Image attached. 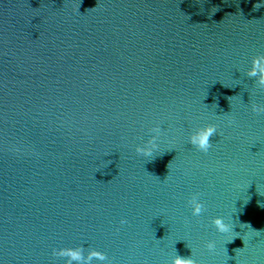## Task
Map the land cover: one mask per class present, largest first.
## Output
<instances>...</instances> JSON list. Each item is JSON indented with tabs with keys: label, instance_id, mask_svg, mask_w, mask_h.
Wrapping results in <instances>:
<instances>
[{
	"label": "water",
	"instance_id": "1",
	"mask_svg": "<svg viewBox=\"0 0 264 264\" xmlns=\"http://www.w3.org/2000/svg\"><path fill=\"white\" fill-rule=\"evenodd\" d=\"M258 55L264 0H0V264H264Z\"/></svg>",
	"mask_w": 264,
	"mask_h": 264
},
{
	"label": "clouds",
	"instance_id": "2",
	"mask_svg": "<svg viewBox=\"0 0 264 264\" xmlns=\"http://www.w3.org/2000/svg\"><path fill=\"white\" fill-rule=\"evenodd\" d=\"M261 4H256L255 7L259 8L261 7ZM248 75L250 77L256 78V83L260 85L261 87H264V55H258L257 57L253 58L252 60V66L249 69ZM251 110L253 113H264V104H259L256 102H253L251 104ZM230 123H235V119L232 117H229ZM156 131H159L157 129ZM217 134V125L213 123L205 124L202 127H198L195 132L191 133L189 135V143L197 148L199 151L203 153H207L209 149L212 147L211 143V137ZM150 147H137L136 152L138 154H142L145 157H150L153 155L154 150L158 148V144L155 142V140L150 142ZM166 179H170V176H166ZM189 205L192 209V214L194 216H200V214L204 211L205 205L204 203L199 199V194L196 193L192 195L188 200ZM121 224L126 223L127 221L123 218L121 219ZM212 224L215 226L216 230L219 233L227 234L234 231V227L231 223L226 222L224 217L222 216H215L212 219ZM240 227L251 229L253 233L256 235L259 234L260 231L264 230H256L252 228V226L249 223H240ZM239 237V236H236ZM235 237V238H236ZM241 238V237H240ZM234 239V238H233ZM233 239L229 240V242L233 241ZM243 240V244L246 245L247 240L244 238H241ZM207 249L211 252L214 251L216 248V244L214 241H208L206 243ZM235 254H238L240 249H234ZM59 255L63 257L69 258L71 261H77L80 262L83 259V254L80 250L74 249V248H66L61 249L59 251ZM96 259L99 261H104L106 259L105 254L102 251H99L97 249H93L88 254V261ZM171 264H199V261L192 258V255L190 256H182L178 252L174 255L172 258Z\"/></svg>",
	"mask_w": 264,
	"mask_h": 264
}]
</instances>
